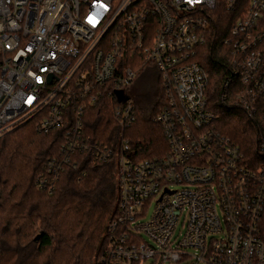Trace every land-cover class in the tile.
<instances>
[{
    "label": "built area",
    "instance_id": "obj_1",
    "mask_svg": "<svg viewBox=\"0 0 264 264\" xmlns=\"http://www.w3.org/2000/svg\"><path fill=\"white\" fill-rule=\"evenodd\" d=\"M219 9L232 20L226 87L234 80L237 105L264 126V0H0V139L27 124L61 131L36 179L49 194L76 155L115 164L97 264H264V162L217 129L197 60ZM149 66L165 89L155 122L168 151L138 159L124 137L137 121L127 87ZM104 101L120 128L112 145L86 133Z\"/></svg>",
    "mask_w": 264,
    "mask_h": 264
},
{
    "label": "trees",
    "instance_id": "obj_2",
    "mask_svg": "<svg viewBox=\"0 0 264 264\" xmlns=\"http://www.w3.org/2000/svg\"><path fill=\"white\" fill-rule=\"evenodd\" d=\"M229 17L223 9L213 13L212 28L197 60L209 75L208 104L217 129L240 147L250 163L259 164L264 162L263 120L237 105L234 80L226 87L235 70L232 48L225 44L232 26ZM131 98L137 121L124 137L130 139L132 151L138 159L166 154L164 132L155 122L166 106L159 78L145 98ZM112 105L98 104L86 118V133L108 145L120 137ZM61 136V131L39 135L27 124L0 139V264H97L107 224L116 212L115 164L76 155L78 165L62 174L53 193L39 190L37 176L59 153Z\"/></svg>",
    "mask_w": 264,
    "mask_h": 264
},
{
    "label": "rangeland",
    "instance_id": "obj_3",
    "mask_svg": "<svg viewBox=\"0 0 264 264\" xmlns=\"http://www.w3.org/2000/svg\"><path fill=\"white\" fill-rule=\"evenodd\" d=\"M158 78L159 73L157 68L155 66H149L144 69V71L137 74L133 82L127 87V91L133 96V99H143L147 95L150 88L155 86ZM150 212H152V209H150ZM179 230H182V225ZM220 237L221 235H217L216 239H220ZM146 264H152V260L148 261Z\"/></svg>",
    "mask_w": 264,
    "mask_h": 264
},
{
    "label": "water",
    "instance_id": "obj_4",
    "mask_svg": "<svg viewBox=\"0 0 264 264\" xmlns=\"http://www.w3.org/2000/svg\"><path fill=\"white\" fill-rule=\"evenodd\" d=\"M40 238V235H38L37 237H36V240H38Z\"/></svg>",
    "mask_w": 264,
    "mask_h": 264
}]
</instances>
